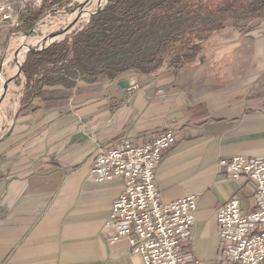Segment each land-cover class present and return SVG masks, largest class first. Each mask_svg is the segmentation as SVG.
Masks as SVG:
<instances>
[{"label":"crops","instance_id":"1","mask_svg":"<svg viewBox=\"0 0 264 264\" xmlns=\"http://www.w3.org/2000/svg\"><path fill=\"white\" fill-rule=\"evenodd\" d=\"M116 2L108 25L46 46L44 60L23 70L26 100L0 140V264H144L106 232L124 180L91 175L99 150L125 138L146 144L175 132L156 182L165 202L197 199L190 259L220 264L219 206L237 197L245 212L256 208L255 182L229 178L218 163L264 155V13H221L229 21L207 30L197 56L180 66L163 52L165 36L180 27L148 28L154 8L140 13L129 10L137 0ZM23 8L17 25L27 18ZM51 92L65 102L47 105Z\"/></svg>","mask_w":264,"mask_h":264},{"label":"built area","instance_id":"2","mask_svg":"<svg viewBox=\"0 0 264 264\" xmlns=\"http://www.w3.org/2000/svg\"><path fill=\"white\" fill-rule=\"evenodd\" d=\"M11 24H18L15 3L0 0V25ZM175 142V132L167 130L146 144L125 138L99 150L92 178L98 182L124 180L106 221V232L111 244L126 240L144 264H209L190 259L186 252L194 240L196 197L165 202L156 182L163 157ZM218 164L229 178L251 179L256 184L254 211L245 212L237 197L217 209L220 264H264V155L235 154L222 157Z\"/></svg>","mask_w":264,"mask_h":264},{"label":"rangeland","instance_id":"3","mask_svg":"<svg viewBox=\"0 0 264 264\" xmlns=\"http://www.w3.org/2000/svg\"><path fill=\"white\" fill-rule=\"evenodd\" d=\"M13 1L15 2L16 11L24 7L19 11V16L26 15L27 18H25V23L20 25H0V140L9 134L12 124L18 118V115L22 111L24 101L26 100L25 96L30 80L23 73V65L30 52L41 49L33 47L32 45H42L45 42H30L35 30H41L45 27L47 32L59 31L63 34L61 36L62 38H58L50 43V45L63 41L64 39H71V37L74 38L73 35L79 32V30L91 27L99 19L101 12L109 6L106 4L102 11L91 15L87 14V12H91L102 6L105 0H101V5L100 0L96 3L90 0H71L59 4H55L53 0ZM76 1L79 3L74 4ZM223 1L226 0H180L174 6L163 3L159 4L157 8H155L156 4L154 3V16L167 17V21L163 24L166 31L167 29L170 30L177 27L185 28L189 26L192 21L191 19L194 18L199 19L195 20L198 23L206 18L212 19L216 24L218 21L228 22L229 20H225V18L223 20L220 17L222 13L220 12V4ZM229 5L230 3L225 6ZM26 20L28 21L26 22ZM70 23H72V26L69 25ZM67 24L69 25L68 27ZM211 27L206 26V29ZM164 55L166 56L167 52ZM133 86L136 87L137 85L134 83Z\"/></svg>","mask_w":264,"mask_h":264},{"label":"trees","instance_id":"4","mask_svg":"<svg viewBox=\"0 0 264 264\" xmlns=\"http://www.w3.org/2000/svg\"><path fill=\"white\" fill-rule=\"evenodd\" d=\"M110 1L112 0H109L108 5ZM130 1H134V0H117L115 7L118 6L122 2H130ZM156 1H159V0H141V1L137 0V2L134 3V5L132 4L133 6L129 4L130 6L129 10L131 11L133 7V9H135L137 12H140V13H143L144 11L151 12L152 9L155 7L154 3ZM163 1H166V0H163ZM238 2H239V6H238ZM112 7L113 6H110V7L107 6V8L101 12L99 19L95 21V25L92 24L93 26L91 27L99 29L101 27L103 28L104 26L108 25L110 19L108 15H105V14H108V12L110 11V9H112ZM236 8H239V9L244 8L247 11H252L254 13L262 14L264 13V0H253L249 2L248 4L242 3L241 0H235L234 3H232L231 5L223 7L220 10V12L230 13V12H234ZM138 16L139 14L136 15L135 19L130 21L131 25H134V26L136 25ZM191 20L192 21L189 24V26H187V28L185 27L186 28L185 31L182 30L184 27H180V31L175 33L173 36L169 34V36H165L164 38L163 52L164 53L170 52L171 54H174L175 57L173 58V61L174 63L180 66L187 62L192 61L197 56L196 53L200 48V43H198L197 41L203 38V35L207 32V30H210L214 26H217V24L213 22L212 19H208V18L201 20L202 22H199V23L198 21H195V20H199L198 18H194ZM165 21H167L166 16H162V18L160 17L157 19L155 18V16H152V19L148 22L147 26L148 28H155L156 26L161 25V23L164 24ZM217 23H219V21ZM206 26L208 27L212 26V27L206 29ZM91 27H87L86 29H84V31L91 29ZM193 50H195L194 53H188L189 51H193ZM41 54H42L41 51L30 52L28 54L27 60L25 61L23 65V70L25 72H28V69H30L31 66H35V65L38 66L41 63L40 60H44L43 56L38 58V56H40ZM58 95L59 94L55 92L47 93L45 95V102L47 103V105L49 106L62 105L65 102V99H63L62 97Z\"/></svg>","mask_w":264,"mask_h":264},{"label":"bare ground","instance_id":"5","mask_svg":"<svg viewBox=\"0 0 264 264\" xmlns=\"http://www.w3.org/2000/svg\"><path fill=\"white\" fill-rule=\"evenodd\" d=\"M91 2H93V3H96V2H98L99 0H90ZM82 2V1H81ZM100 5H101V0H100ZM88 13V12H87ZM76 14V13H75ZM80 19V18H79ZM75 21V20H74ZM56 22V21H55ZM69 22H71L70 20H69ZM68 22V23H69ZM75 22H77V21H75ZM64 23V22H63ZM78 23V22H77ZM80 23V22H79ZM72 23H70L69 25L70 26H72L71 25ZM68 24H67V27L69 26ZM75 25V24H74ZM43 26V25H42ZM46 26V25H45ZM47 27V26H46ZM56 27V26H55ZM58 28V27H57ZM61 28V27H60ZM44 29V30H43ZM63 29V28H62ZM67 29V28H66ZM46 30V31H45ZM55 30V29H54ZM71 30V29H70ZM67 31V30H66ZM63 34L62 33H60L59 31H54V32H47V29L44 27V28H42L41 30L40 29H37V30H35V32L33 33V38H32V40L30 41L31 43L33 42V43H39V42H43V41H45L44 42V44H42V45H32L33 47H38V48H42V47H44V46H46V45H48V44H50V43H52V42H54L55 40H57L58 38H62L61 36H62ZM34 40V41H33ZM47 41H49V42H47ZM18 71H19V66H18Z\"/></svg>","mask_w":264,"mask_h":264},{"label":"water","instance_id":"6","mask_svg":"<svg viewBox=\"0 0 264 264\" xmlns=\"http://www.w3.org/2000/svg\"><path fill=\"white\" fill-rule=\"evenodd\" d=\"M108 2H109V0H105V1H104V4H103L102 6H100V7L96 8V9L92 10L91 12H88L87 14H91V15H93V14H96V13L102 11L103 8L105 7L104 5L108 4ZM78 3H79V2L76 1L74 4H78ZM74 4H73V5H74ZM49 45H50V44H49ZM44 48H45V47H43V48H41V49H39V50H35V51H33V52L41 51V50H43ZM29 51H31V49H29ZM124 84H125V83H124Z\"/></svg>","mask_w":264,"mask_h":264}]
</instances>
